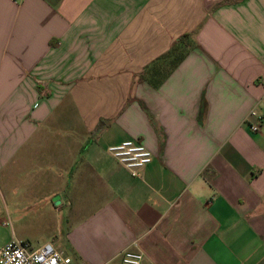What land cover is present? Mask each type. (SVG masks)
Segmentation results:
<instances>
[{
    "label": "crops",
    "instance_id": "1",
    "mask_svg": "<svg viewBox=\"0 0 264 264\" xmlns=\"http://www.w3.org/2000/svg\"><path fill=\"white\" fill-rule=\"evenodd\" d=\"M35 233L72 264H264V0H0V248Z\"/></svg>",
    "mask_w": 264,
    "mask_h": 264
},
{
    "label": "built area",
    "instance_id": "2",
    "mask_svg": "<svg viewBox=\"0 0 264 264\" xmlns=\"http://www.w3.org/2000/svg\"><path fill=\"white\" fill-rule=\"evenodd\" d=\"M261 122L262 117L252 113ZM255 132L259 124L252 125ZM108 152L132 176H140V171L152 163L154 155L141 143L130 140L118 145L111 146ZM144 254L134 243L131 249L126 250L122 255L120 264H143ZM72 259L60 252L52 243H46L35 248L32 244L18 240L10 241L6 246L0 248V264H72Z\"/></svg>",
    "mask_w": 264,
    "mask_h": 264
},
{
    "label": "trees",
    "instance_id": "3",
    "mask_svg": "<svg viewBox=\"0 0 264 264\" xmlns=\"http://www.w3.org/2000/svg\"><path fill=\"white\" fill-rule=\"evenodd\" d=\"M189 38L190 34H187L175 41L168 53L145 69L142 77L154 87H158L161 81L184 59Z\"/></svg>",
    "mask_w": 264,
    "mask_h": 264
},
{
    "label": "rangeland",
    "instance_id": "4",
    "mask_svg": "<svg viewBox=\"0 0 264 264\" xmlns=\"http://www.w3.org/2000/svg\"><path fill=\"white\" fill-rule=\"evenodd\" d=\"M33 246L38 247L40 244H43L46 240V236L44 234L35 233V235L29 239Z\"/></svg>",
    "mask_w": 264,
    "mask_h": 264
}]
</instances>
